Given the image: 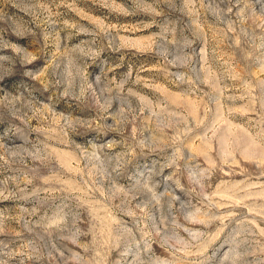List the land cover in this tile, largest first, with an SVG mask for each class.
Listing matches in <instances>:
<instances>
[{
  "label": "rangeland",
  "instance_id": "1",
  "mask_svg": "<svg viewBox=\"0 0 264 264\" xmlns=\"http://www.w3.org/2000/svg\"><path fill=\"white\" fill-rule=\"evenodd\" d=\"M0 264H264V0H0Z\"/></svg>",
  "mask_w": 264,
  "mask_h": 264
}]
</instances>
